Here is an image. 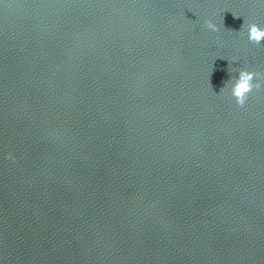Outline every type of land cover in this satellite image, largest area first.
I'll return each instance as SVG.
<instances>
[{"label":"water","instance_id":"obj_1","mask_svg":"<svg viewBox=\"0 0 264 264\" xmlns=\"http://www.w3.org/2000/svg\"><path fill=\"white\" fill-rule=\"evenodd\" d=\"M244 20L264 0H0V264H264Z\"/></svg>","mask_w":264,"mask_h":264},{"label":"clouds","instance_id":"obj_2","mask_svg":"<svg viewBox=\"0 0 264 264\" xmlns=\"http://www.w3.org/2000/svg\"><path fill=\"white\" fill-rule=\"evenodd\" d=\"M205 23L206 27L211 31L218 32L220 30V26L212 20H207ZM242 29L247 30V38L250 43L260 45L264 42V27L259 24L244 20ZM236 71L238 72V77L234 78V82L230 85V94L237 106L243 108L247 104L250 94L264 88V72L252 71L247 68L237 69ZM227 90L228 85L223 87L220 93L222 94ZM9 158L14 159L11 155H9Z\"/></svg>","mask_w":264,"mask_h":264}]
</instances>
